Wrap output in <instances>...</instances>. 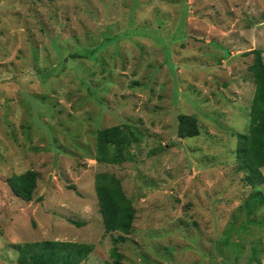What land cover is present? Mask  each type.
Segmentation results:
<instances>
[{
    "label": "rangeland",
    "instance_id": "obj_1",
    "mask_svg": "<svg viewBox=\"0 0 264 264\" xmlns=\"http://www.w3.org/2000/svg\"><path fill=\"white\" fill-rule=\"evenodd\" d=\"M257 48L264 0H0V264L44 240L93 243L81 264H116L99 171L137 208L122 264H264V203L250 208L264 183L245 182L235 153ZM180 114L198 135H178ZM124 123L145 133L135 159L99 163L96 131ZM29 169L25 201L8 178Z\"/></svg>",
    "mask_w": 264,
    "mask_h": 264
},
{
    "label": "trees",
    "instance_id": "obj_2",
    "mask_svg": "<svg viewBox=\"0 0 264 264\" xmlns=\"http://www.w3.org/2000/svg\"><path fill=\"white\" fill-rule=\"evenodd\" d=\"M246 54H253L250 69L256 89L250 108L248 130L237 134L236 170L244 174L247 184L258 188L264 183V55L260 48ZM199 133L200 127L195 115H179L178 135L181 138L193 137ZM95 138V159L99 163L122 164L135 159L134 148L145 139V133L137 125L124 123L98 129ZM38 178V172L29 169L9 177L8 184L18 197L31 201L38 186ZM95 188L105 231L111 234L114 243V261L116 264H122L119 244L133 232L137 208L126 193L122 179L115 172H97ZM254 195L257 199L250 206L252 209L257 207L258 203H264L260 190ZM250 203L248 202V205ZM71 222L82 224L75 220ZM116 232L119 235L115 236ZM14 248L18 252L17 264H81L92 253L95 245L88 242L44 240L17 243Z\"/></svg>",
    "mask_w": 264,
    "mask_h": 264
}]
</instances>
